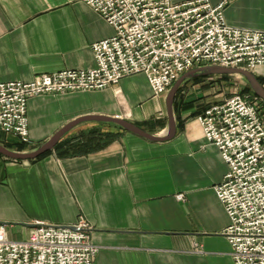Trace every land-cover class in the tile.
Masks as SVG:
<instances>
[{
	"label": "crops",
	"instance_id": "crops-1",
	"mask_svg": "<svg viewBox=\"0 0 264 264\" xmlns=\"http://www.w3.org/2000/svg\"><path fill=\"white\" fill-rule=\"evenodd\" d=\"M226 1L228 24L264 30V0ZM114 32L85 0H0V78L32 81L94 68L93 43ZM252 71L264 85V64ZM203 84L191 80L179 90L177 134L170 140L153 142L85 121L63 144L91 131L115 133L114 140L87 154L61 156L54 149L35 161L0 154V223L9 238L27 239L35 221L73 226L82 216L101 247L94 264H235L224 235L229 217L214 189L228 165L197 119L212 103L191 97ZM167 93L154 96L147 77L134 74L100 90L34 96L28 105L32 143L25 150L86 115L121 117L164 134Z\"/></svg>",
	"mask_w": 264,
	"mask_h": 264
},
{
	"label": "built area",
	"instance_id": "built-area-1",
	"mask_svg": "<svg viewBox=\"0 0 264 264\" xmlns=\"http://www.w3.org/2000/svg\"><path fill=\"white\" fill-rule=\"evenodd\" d=\"M114 27L93 43L96 67L43 73L32 81L0 78V135L30 141L28 105L38 95L100 90L144 74L154 96L166 94L186 71L203 65L253 70L264 64V30L227 23V1L85 0ZM263 101L234 92L197 119L205 139L228 165L214 187L229 217L224 235L235 264H264ZM184 199V195H178ZM82 216L73 226L35 221L25 240L0 223V264H94L100 246Z\"/></svg>",
	"mask_w": 264,
	"mask_h": 264
},
{
	"label": "water",
	"instance_id": "water-1",
	"mask_svg": "<svg viewBox=\"0 0 264 264\" xmlns=\"http://www.w3.org/2000/svg\"><path fill=\"white\" fill-rule=\"evenodd\" d=\"M222 77V76H240L247 85L251 88L252 93L255 94L264 102V85L252 70L242 67H226L222 65H203L192 68L184 72L169 89L166 96V107L168 125L164 134H154L147 131L136 123L121 117H111L105 115H86L81 116L73 121L67 123L58 131H56L50 138L41 143L39 146L29 150H16L0 143V154L8 159L15 161H30L43 156L44 154L53 151L57 145L63 140L67 133L73 128L85 121H101L109 123L119 128L120 130L131 132L137 136L143 137L153 142H163L170 140L177 134V120L174 110L176 96L181 87L196 78L200 77Z\"/></svg>",
	"mask_w": 264,
	"mask_h": 264
},
{
	"label": "rangeland",
	"instance_id": "rangeland-1",
	"mask_svg": "<svg viewBox=\"0 0 264 264\" xmlns=\"http://www.w3.org/2000/svg\"><path fill=\"white\" fill-rule=\"evenodd\" d=\"M205 83L204 86H200L198 90L191 93V97L197 99H208L211 103L221 101L228 95L234 92H244L248 93L251 91L246 90L247 83L240 76H231L228 80L219 79L218 77H207L206 79H200L197 82ZM262 112L264 116V102L262 105ZM0 142L5 145L13 146L16 148L18 145H25L27 148L32 143L31 136L28 143L19 142L17 138L9 136L7 134L0 135ZM26 148V149H27Z\"/></svg>",
	"mask_w": 264,
	"mask_h": 264
},
{
	"label": "trees",
	"instance_id": "trees-1",
	"mask_svg": "<svg viewBox=\"0 0 264 264\" xmlns=\"http://www.w3.org/2000/svg\"><path fill=\"white\" fill-rule=\"evenodd\" d=\"M230 77L231 76H222L218 78L223 79V80H228ZM203 78H206V77L196 78L194 79V81H198ZM260 81L263 84V81L262 80ZM246 90L252 92L251 88L248 85L246 86ZM115 136L116 134L111 133V132L99 133L98 131H91L87 134L85 133L79 134V136L74 138L73 142L63 144V141H61L55 149L59 151V155L61 156L87 154V153L104 148L105 146H107L109 143H111L114 140ZM6 146L12 149H16V150H25L27 148L25 145H18L16 148H13V146H10V145H6ZM51 152L52 151L44 154L41 157H44ZM35 160H31V161H35Z\"/></svg>",
	"mask_w": 264,
	"mask_h": 264
}]
</instances>
